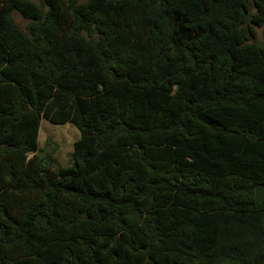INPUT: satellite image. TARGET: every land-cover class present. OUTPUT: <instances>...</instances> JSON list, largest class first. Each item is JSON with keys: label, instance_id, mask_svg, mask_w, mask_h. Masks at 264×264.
Segmentation results:
<instances>
[{"label": "trees", "instance_id": "16d2710c", "mask_svg": "<svg viewBox=\"0 0 264 264\" xmlns=\"http://www.w3.org/2000/svg\"><path fill=\"white\" fill-rule=\"evenodd\" d=\"M37 1L0 0V264H264V0Z\"/></svg>", "mask_w": 264, "mask_h": 264}, {"label": "rangeland", "instance_id": "374dc122", "mask_svg": "<svg viewBox=\"0 0 264 264\" xmlns=\"http://www.w3.org/2000/svg\"><path fill=\"white\" fill-rule=\"evenodd\" d=\"M11 19L18 28L26 31L27 20L18 11L11 12ZM255 41L264 45V24L256 27ZM79 136L80 131L72 122L57 124L42 118L37 138V154L51 161L55 167L72 165V144Z\"/></svg>", "mask_w": 264, "mask_h": 264}]
</instances>
